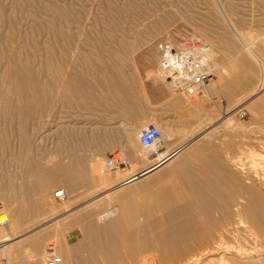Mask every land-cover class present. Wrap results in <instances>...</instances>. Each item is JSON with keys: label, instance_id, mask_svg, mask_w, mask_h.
Returning <instances> with one entry per match:
<instances>
[{"label": "rangeland", "instance_id": "374dc122", "mask_svg": "<svg viewBox=\"0 0 264 264\" xmlns=\"http://www.w3.org/2000/svg\"><path fill=\"white\" fill-rule=\"evenodd\" d=\"M236 31L263 54L264 0H0V216L23 236L13 244L38 241L48 260L67 244L71 264H264V123L246 102L264 80ZM185 38L209 45L211 99L177 93L159 75V45ZM153 92L198 106L147 113ZM125 102L129 113H109ZM140 122L186 129L167 137L170 152L194 137L207 150L145 194L109 203L111 186L156 162L152 152L142 163L133 143ZM115 151L125 164L108 171ZM64 204L75 210L64 214ZM111 208L120 222L102 216ZM79 213L92 232L66 226Z\"/></svg>", "mask_w": 264, "mask_h": 264}, {"label": "bare ground", "instance_id": "6f19581e", "mask_svg": "<svg viewBox=\"0 0 264 264\" xmlns=\"http://www.w3.org/2000/svg\"><path fill=\"white\" fill-rule=\"evenodd\" d=\"M225 18H226L227 23L232 27L233 26L232 21L227 17V15H225ZM234 37H235L234 40L238 42V45L240 47H242L243 50L246 52V54H248V56L253 60V62L259 66L261 79L264 80V52H263V54L256 52L253 48V46H254L253 41H251L250 38L246 37L245 35H243L239 31L235 32ZM204 43H205L206 47H205L203 56H204L205 61H206V66H207L208 72H210V70L208 68V60H209V54H211V53H209V51H210L209 45L206 42H204ZM228 43L232 47H234L233 44H235V43H233L231 41ZM209 44H210V46H212V47L214 46V48H215L214 43L209 42ZM260 48H261V51H262V49L264 51V41L260 45ZM213 53H214V50H213ZM148 72H150V70ZM217 72L215 73V75L219 74V72H218V74H217ZM151 73H152V71H151ZM159 75H160V71H159ZM217 79H218V76H217ZM199 96L211 97L210 92L208 91V84L206 86V89L204 90V93L199 95ZM250 101L253 104V110H254V113L256 115V118L264 123V113H262L263 117H260L261 116L260 112L262 110V107L264 106V84L259 85L258 88L255 90V92L247 99L246 102H250ZM222 117H223V119H226L227 115L222 116ZM136 125L137 126L133 129L132 134H133V143L135 146H138V145H140L139 133L142 129L143 124L140 122V123H137ZM159 130H160V139L157 143L151 145L149 148H143L140 145V147L142 149H145V154H143V156L140 157L141 162L146 163V161H149L147 155L152 153V152H156V154H155L156 156L154 159V160H156V162L152 166L150 165L151 167L148 166L140 172H137V173L128 172L126 174V177L124 176L125 178L122 179V183L117 182L115 185L111 186L110 189L108 191H106V193L107 192L110 193L109 194L110 196H108V198H107L109 203H114V202L120 203L125 199H130L133 195L141 196L142 194H145V192L148 190V188L151 187V189H152L160 183L159 182L158 184H156L154 186V182H156V180L160 179L163 176H165V177L169 176L168 178H170V176L176 174L177 171L185 170L186 164H188L193 158L195 159V156L197 154L202 155V152L204 153V151L207 150L205 147H203L204 143L207 144V142H203L202 145L200 144L201 146L195 145L194 141L198 137H194L190 141H188L187 143L177 147L173 152H170L171 143L167 139V137L170 136L169 130L166 128L165 129L159 128ZM163 146H165L166 149H164L163 151H158V149L163 147ZM122 155H123V153H122ZM206 157L210 158V154H207ZM48 161H49V163H52L53 160L50 159ZM34 167H35V173L36 174H38V175L45 174L47 176V179H49L48 177H52V175H54L56 173V170L53 171L50 166L34 165ZM139 173H141V174L138 175ZM219 178H218V176H216L215 181L217 182L218 180H221ZM114 180H116V178ZM167 180H169V179H167ZM36 184H37L36 188L39 189L40 191H45V190L49 189V186H44V185H42V183H39L38 181ZM246 192L249 194L252 192V190L249 186L246 187ZM64 199H65V197L61 201H63ZM63 207L65 210L64 214L70 213V212L72 213L75 210V208H70L69 204H64ZM102 216L109 217L111 222H115V223L120 222V218H122V216L119 215V213L116 214L115 208L110 210V212H104L102 214ZM58 219H59V217H55L54 220L56 221V223H55V225H53L54 226L53 228H54V231L56 233H61L63 225L60 224L61 222H58ZM85 219H86V217L84 216V213H79L77 215L72 216V218L66 223V226L71 227V226H74L76 224V225L81 226L80 227L81 230L84 231L85 233H86V231L90 233V231L92 232V228L89 227V229H87L83 225V222H85ZM126 219H128V216L126 217ZM0 226H1V229H0V243H1L0 244V264H49L48 258H46V256H44V252H42V250H40V245H39L38 241H32L31 239L27 240V238H24V240H26L29 243H28L27 247H25V248H23V250H21L20 248L17 247V245H15L13 243L16 240H19V239L21 240L23 236H16V237L14 236L15 235V228H14L13 224L12 225L6 224V219H5V216H3V215L0 216ZM111 227L114 230L118 229L117 225H113ZM115 236H116V234H115ZM120 237H122V238H125V237L126 238H133V233L132 232L129 234L124 233ZM121 243L123 244V241ZM24 244H25V242H24ZM91 244H92V248H93L92 254H94V253L102 254L101 252L103 250L101 249L100 246H98L99 245L98 243L96 244V242H92ZM142 244H144V246H146V243H142ZM171 244L172 243H170V245ZM64 245H65L64 248L62 247V245L59 244V245H56L55 249H53V257H52L53 261H54L53 263H56V264H71L72 263L71 257H70L72 250L69 246H67V244H64ZM114 245L118 246L119 243H115ZM162 247H165V250H166L167 243H163L161 245V248H159L158 250H162ZM95 251H99V252L97 253Z\"/></svg>", "mask_w": 264, "mask_h": 264}, {"label": "built area", "instance_id": "2783aa9c", "mask_svg": "<svg viewBox=\"0 0 264 264\" xmlns=\"http://www.w3.org/2000/svg\"><path fill=\"white\" fill-rule=\"evenodd\" d=\"M205 47L203 41L191 38L183 39L175 47L166 43L159 45L158 68L162 81L167 84L169 89L187 96L204 93L210 76L203 56ZM240 115L244 116L245 112L241 110ZM159 139L160 130L153 123L143 127L139 133L140 145L143 148H149ZM123 164L125 162L122 152L115 151L104 160V169L116 170ZM53 197L62 200L65 197L64 190L54 191ZM53 262V260H49V264H53Z\"/></svg>", "mask_w": 264, "mask_h": 264}, {"label": "crops", "instance_id": "0c3cea01", "mask_svg": "<svg viewBox=\"0 0 264 264\" xmlns=\"http://www.w3.org/2000/svg\"><path fill=\"white\" fill-rule=\"evenodd\" d=\"M183 94V93H182ZM151 103L152 107L147 109V113H167L169 111H173V108L176 110H187V106H198V102H190V104H186V99L183 96H179L177 94L170 95L168 93H156L153 92V95H151ZM211 99V97H209ZM175 103V104H174ZM264 107V106H263ZM144 108L146 109V103H144ZM109 113H129V108H128V102L121 103L119 106H116L115 108H112L111 112ZM143 127L147 125V122L142 123ZM137 125H133V129ZM127 127V124L123 123L122 124V130ZM142 127V128H143ZM159 128H166L169 130V134H178V133H188L186 129H177L172 126H164L159 124ZM132 129V131H133ZM171 139H169L170 141Z\"/></svg>", "mask_w": 264, "mask_h": 264}, {"label": "water", "instance_id": "95a60500", "mask_svg": "<svg viewBox=\"0 0 264 264\" xmlns=\"http://www.w3.org/2000/svg\"><path fill=\"white\" fill-rule=\"evenodd\" d=\"M141 174V173H140ZM140 174H138V175H140ZM136 177V176H135Z\"/></svg>", "mask_w": 264, "mask_h": 264}]
</instances>
